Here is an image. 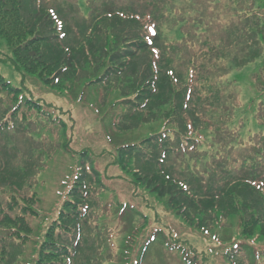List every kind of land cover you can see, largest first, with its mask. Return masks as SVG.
Returning <instances> with one entry per match:
<instances>
[{
    "label": "trees",
    "instance_id": "1",
    "mask_svg": "<svg viewBox=\"0 0 264 264\" xmlns=\"http://www.w3.org/2000/svg\"><path fill=\"white\" fill-rule=\"evenodd\" d=\"M42 1L0 0V26L4 28L0 34L5 33L1 39L10 50L14 41V48H22L12 52L13 59L17 60L13 65H21L20 52L26 62V66L21 67L24 77L28 73L50 71L52 75L68 76V87H75L87 73L86 67L91 69L102 63L100 69L107 67L103 71L105 75L95 76L87 84L104 86L108 91L106 102L112 99L132 104L134 107L119 123H131L129 127L133 129L140 125L143 111L138 109L141 104L137 101L124 100L125 87L126 84L135 87L137 94L142 90L135 99L147 101L146 105L150 103L148 114L160 118L164 130L154 139L145 138L142 145L131 143L120 148L116 159L118 168L133 172L138 182L144 184L136 182L138 191L155 192L160 205L182 212L190 226L195 220L197 229L216 219L215 212L225 214V221L238 214L241 231L247 232H241L239 235L244 237L238 236L236 241L234 238L235 244H230L228 250L218 252L228 264L235 258L239 264H244V260L247 264H261L264 254H255L254 249L242 241L251 238L257 228L264 233V0H86L84 9L78 0H66L62 7L55 6L57 9L49 8ZM65 8L68 11H63ZM82 10L87 11L86 16L82 15ZM52 22L64 29L60 38L52 29ZM166 25L174 28L170 45L161 38V29ZM120 44L123 48L118 47ZM114 48L117 49L111 52ZM181 49L186 51L182 60L190 72L186 78L185 73L173 67L171 57ZM138 57L140 75L136 73ZM119 61L124 62L120 68L112 67ZM254 64L256 68L250 81L254 95L260 100L253 119L261 130L249 135L248 143L244 144L240 139L244 121L237 114L244 111V106L236 78ZM3 79L0 77L4 88L14 90L11 83ZM174 81L179 85L185 82L181 91ZM174 86L176 91H173ZM162 89L168 93L167 109L171 101H175L171 113L160 105L152 106L156 99L163 100L162 95L159 97ZM32 100L22 106L16 104V109L29 106L42 114V108ZM14 121L16 123L17 118ZM29 136L32 135L29 133ZM132 160H138L136 169H131ZM91 168H84L76 179L69 191L72 199L63 203L65 211L61 208L58 215L61 222H69V218L70 223L79 226L76 239L69 241L66 225L58 227L55 221L45 239L41 238L35 257L34 251L31 255L28 253L29 242L37 239L32 238L33 229L22 218L6 217L5 224L13 231H0V264H70L74 255L84 251L85 242L79 238L90 232L85 231V227L97 230L92 231L96 250L101 249L106 258L93 255L85 264H108L112 260L117 249H111L112 231L108 232L109 228L103 224L104 215L111 212L106 209L97 216L100 206L94 194L98 192L99 201L103 200L99 192L104 193L105 189L98 173ZM92 171L95 182H92ZM175 171L180 174L176 179ZM30 206L23 210L35 214ZM115 207L130 210L126 204ZM12 208L17 210L14 205ZM115 213L121 215L119 210ZM134 224L133 220L127 223L130 227ZM58 228L63 229L62 233L56 231ZM165 230L167 228H157L149 236L140 250L141 260L146 258L153 244L167 243L165 233H171ZM175 245L173 250L178 251L181 245ZM216 255L213 250L200 255L195 253L189 258V264L195 263V258L196 262L200 260V264H205ZM254 257V262H250Z\"/></svg>",
    "mask_w": 264,
    "mask_h": 264
},
{
    "label": "rangeland",
    "instance_id": "2",
    "mask_svg": "<svg viewBox=\"0 0 264 264\" xmlns=\"http://www.w3.org/2000/svg\"><path fill=\"white\" fill-rule=\"evenodd\" d=\"M78 1L84 9L86 0ZM63 2L66 0H43L42 4L57 9L55 6L59 4L62 7ZM67 8L63 11H68ZM81 12L82 15H87L86 10ZM106 12L108 13V11ZM100 15L102 16V12ZM165 27L166 29H164ZM162 28L163 43L170 45L173 40L170 34L173 33L174 28L168 25ZM2 29L4 28L0 26V30ZM52 29L58 38L64 31L57 22L54 24L52 22ZM2 34L3 32L0 34V77L10 82L14 90L8 91L4 88L5 84L0 83V231H13L9 225L5 224L6 217L12 220L24 219L34 231L32 238H37L35 242H29L28 245V253L31 255L34 251L35 257L39 253L37 248L41 238L45 239L46 232L52 228L55 221L61 223L55 224L58 227L66 225L69 241L73 242L76 239L79 226L70 223L69 218V222H61L58 215L61 208L62 211H65V202L72 199L69 191L75 185L76 179L84 172V168L89 170L92 167L98 173V179L105 189L104 193L102 190L99 192L103 200L99 201L98 192L94 194V199L100 206L97 216L104 214L106 209L112 213V216L111 213L104 215L106 221L103 223L109 228L108 232L112 231V235L109 236L111 249H117V252L114 253L116 255L108 264H189L192 254L200 255L206 250H213L217 255L205 264H228L227 261L223 262L222 255L218 251L228 250L230 244H235L234 238L236 241V238L241 236L239 235L241 232L242 234L247 232L241 231V219L238 214L228 217L225 221V214L215 212L216 219L206 222L203 227L197 229L195 220L193 226H190L188 221L182 217V212H174L171 208L167 210L163 205H160V200L155 192L146 189L138 191L139 184L143 186L144 184L138 182L133 172L118 168L116 165L120 148L131 145V143L142 145L145 138L154 139L157 133L164 130V124L160 118L155 119L148 114L150 103L148 102L146 105L147 101L135 99L136 95L142 93V90L137 94V89L134 90L135 87H131L129 84H126L125 87L124 100L129 99L132 103L137 101L141 104L138 109L143 111L140 116V125L133 129V127H129L131 123H119L120 119L123 120L130 109L134 107L132 104L116 102L117 100L112 99L106 102L108 91L103 89L104 86L87 84L91 78L105 75L103 71L107 67L103 66L100 69L102 63L98 66L93 65L90 67L91 69L86 67L87 73L80 81L76 80L75 87H68V81H66L68 76L52 75L49 74L50 71L44 72V74L28 73V77H24V70L21 67L26 66V62L23 54L18 53L21 65L16 64L17 66L13 65V62L17 63V60L13 59L12 54L13 51H20L22 48H14V43H16L14 41L13 48L10 50L1 39L5 36V33ZM118 47L123 48L121 44ZM116 49H112L111 52ZM183 54H186V51L181 49L171 57L173 67L179 73H185L184 78H186L190 72L182 60ZM137 59L139 67L136 65V73L140 75L142 68L139 57ZM123 64L124 62L119 61L112 64V67L120 68ZM255 68V64L250 65L242 70L236 78L244 106V111L237 112L238 117H242L244 121L242 129H240V139L244 144L248 143L249 135L261 130V127L253 119L255 108L260 100L257 94L254 95V87L250 81L251 73L255 71ZM175 83L178 90L181 91L185 82L181 85ZM176 90L174 86L173 91ZM163 93L161 92L159 95V97L162 95L163 100L156 99L152 106L160 105L162 109L166 108L165 112L171 113L175 101H171L170 108L167 109L168 93L166 90ZM182 93L184 94V92ZM149 96H152L150 92ZM30 99H33L32 101L37 102L38 107L42 108V114L29 106H23L19 111L16 109V104L22 106ZM189 104L192 105V102ZM143 105L146 107L143 108ZM23 116L25 121L22 122ZM16 118L18 121L15 123ZM37 124H39L38 128H36ZM29 133L32 135L31 137ZM142 147L144 148V146ZM141 148L139 147V149ZM137 166L138 160H132L131 169H136ZM92 175V182H95L93 171ZM173 176L176 179L178 176L180 177V174L175 171ZM117 204H123V206L126 204L130 210L122 211L115 207ZM12 205L16 206V211L15 208L11 209ZM28 205L33 207L35 214L23 210ZM110 205L111 208H109ZM118 210L121 215L115 213ZM74 211L77 212L78 208H75ZM71 213L70 218L73 216V212ZM130 220L135 223L131 227L127 225ZM90 228L85 227V231L90 232L79 238L85 242L83 253L74 255L70 264H85L86 259H92L93 255L106 259L101 249L100 251L96 250V240L92 231L97 230ZM157 228H167L165 231H170L171 234L165 233L167 243L165 245L153 244L147 251L146 258L141 260L140 250ZM56 231L62 233L63 229L58 228ZM112 236L113 238H111ZM170 237L171 241H169ZM242 242L251 246L255 254L257 252L264 254V233L262 234L259 228L253 231L251 238ZM178 243L181 245L179 250H173L176 248L175 244ZM171 247L173 248L171 249ZM196 259L192 264H200V260L196 262ZM254 260L255 257L249 261L254 262ZM246 261L244 260L243 263L247 264ZM239 262L237 258L230 261L231 264H239ZM91 263L93 264V262Z\"/></svg>",
    "mask_w": 264,
    "mask_h": 264
},
{
    "label": "snow or ice",
    "instance_id": "3",
    "mask_svg": "<svg viewBox=\"0 0 264 264\" xmlns=\"http://www.w3.org/2000/svg\"><path fill=\"white\" fill-rule=\"evenodd\" d=\"M149 31H151V29H149Z\"/></svg>",
    "mask_w": 264,
    "mask_h": 264
}]
</instances>
